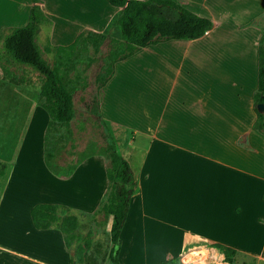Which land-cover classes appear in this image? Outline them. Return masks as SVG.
Returning <instances> with one entry per match:
<instances>
[{"label": "crops", "instance_id": "obj_1", "mask_svg": "<svg viewBox=\"0 0 264 264\" xmlns=\"http://www.w3.org/2000/svg\"><path fill=\"white\" fill-rule=\"evenodd\" d=\"M71 1L53 0L49 5L79 4L85 17L100 25L111 8L118 9L103 1L95 18L93 0ZM177 1L208 17L212 27L198 38L142 47L116 63L114 74L99 91L102 117L132 136L123 146L125 156L120 154L138 185L120 231L118 264L124 263L121 245L129 234L134 238L132 249L153 255L144 264L176 260L204 244H221L240 258L264 264V133L254 128L256 110L264 114V104L253 99L264 0ZM61 10L60 18L77 16ZM133 96L144 109L137 113L138 122L130 124L121 120L118 110ZM96 162L100 169L96 192L82 200L74 189L83 171L93 183L88 172ZM10 166L0 196V264H70L71 252L61 231L36 228L30 208L49 202L93 212L107 186L106 164L94 158L82 162L59 181L63 189L56 192L33 179L36 176ZM43 168L51 173L44 161ZM29 190L37 195L28 199ZM112 219L110 215L109 232Z\"/></svg>", "mask_w": 264, "mask_h": 264}, {"label": "rangeland", "instance_id": "obj_2", "mask_svg": "<svg viewBox=\"0 0 264 264\" xmlns=\"http://www.w3.org/2000/svg\"><path fill=\"white\" fill-rule=\"evenodd\" d=\"M103 1L107 3L106 0H93V17H98V11L102 9ZM45 2V6L43 4L40 6L49 21L40 25L36 42L50 65L57 62L56 46L68 45L80 35L76 49L68 55L64 54L59 62L63 81L71 90L73 101V117L69 124L61 126L56 132H53L54 136L59 135V141L64 147L61 149L59 162L69 161L72 163L87 154L86 160L94 158L99 161V164L104 163L108 166L110 152L120 154L121 151L125 156L127 148L123 146L127 140H132L131 135L125 133L116 124L104 119L100 112L99 91L109 70L114 69L117 63L114 62L112 53H118L121 50L120 42L122 40L116 28V19L121 8L112 10L116 8H111L107 4L106 6L111 9L108 12L105 11L107 20L104 22L101 19L103 23L100 25V21H98L99 23L90 21L85 17L87 15L83 13L86 10L79 4L62 7L55 4L49 5L50 2L53 4V0H45ZM68 2L72 1L68 0ZM31 5V0H0V33L8 27L23 26L28 20ZM61 9H64V13L76 12L77 16H71L74 20H68L69 15L67 14L60 18L57 12H62ZM84 18L87 20L86 22L83 21ZM98 25L102 28L97 29ZM92 32L100 33L101 37H95ZM261 42L264 47V34ZM46 47H50L51 50L47 51ZM10 67L17 74L23 75L25 79L21 84L5 79L0 66V196L4 189V177L8 169L10 171L11 163L14 171L36 176L33 179H37L38 183H45L52 189V192L59 191L62 188L59 184L62 178L53 176L43 168V136L49 116L41 106V75L23 65L12 64ZM127 90L129 92L130 87H127ZM130 98L121 103L118 111L122 121L127 120L130 124H134L139 120L137 113L144 108L139 107L135 96ZM129 123L126 122V126L131 127V125H127ZM66 151H72V154H68ZM21 164L22 166H20ZM88 173L93 176V183L91 184L87 180L86 172L83 171L77 187L74 189L76 195L82 200L90 199L96 192L100 176L97 162L89 169ZM26 184L29 187L34 186L32 181H27ZM109 192L110 187L107 182L106 188L100 192L96 207L91 213L75 208H69L66 211V213H72L77 217L78 232L81 235L89 233L91 236L92 245L91 252L86 258L87 264H118L112 262L109 256L112 244L110 232L106 227L111 214H108L104 208L109 202ZM36 195L35 190H29L26 193L28 199ZM129 232L125 231V234ZM133 240L134 238L129 234L127 240L122 241L121 261L124 262L123 264H144L153 255H150V252L144 253L132 249ZM213 247L224 253L215 245L204 244L196 248L197 254L189 257L195 259L201 257L202 262L207 264L209 260L204 261L207 257L203 258L200 250H204L206 255V253L212 252ZM217 253L219 255L216 259L221 260L222 255ZM179 257L174 262H177ZM183 258L185 259V257ZM229 260L236 264H260L240 258L234 253Z\"/></svg>", "mask_w": 264, "mask_h": 264}, {"label": "trees", "instance_id": "obj_3", "mask_svg": "<svg viewBox=\"0 0 264 264\" xmlns=\"http://www.w3.org/2000/svg\"><path fill=\"white\" fill-rule=\"evenodd\" d=\"M29 16L23 26L8 27L0 33V66L3 77L13 83L24 82L23 75L17 74L10 67L12 64L30 67L41 75V106L47 112L49 120L43 136V161L47 169L56 177L67 178L88 158L82 155L76 161L59 162L61 145L59 135L54 136L59 127L67 126L73 117L72 92L63 81L59 67L60 58L72 53L80 35L68 45L55 48L57 62L50 65L36 42L42 23L49 21L39 4L31 0ZM113 6L121 8L116 19V28L121 37V50L112 53L114 62L134 55L142 47L169 39H194L205 34L212 21L185 7L177 0H107ZM101 37L100 33H94ZM50 51V47L45 48ZM59 55V56H58ZM115 68L108 72L106 82L114 74ZM103 84V85H104ZM254 103L264 104V47L259 44L258 87L253 96ZM254 128L264 133V114L256 110ZM72 154V151H66ZM110 164L105 173L109 183V202L105 205L108 214L113 216L110 229V259L118 263L120 249V231L124 224L130 197L137 192L138 185L129 162L116 152H110ZM264 198V192L262 194ZM69 207L59 203L37 202L30 208L33 225L38 229L57 228L61 231L66 247L70 250V264H87L86 258L92 240L89 233L78 232L77 217L66 213ZM226 254L228 259L234 250L221 244L215 245ZM215 258L216 249H211Z\"/></svg>", "mask_w": 264, "mask_h": 264}, {"label": "built area", "instance_id": "obj_4", "mask_svg": "<svg viewBox=\"0 0 264 264\" xmlns=\"http://www.w3.org/2000/svg\"><path fill=\"white\" fill-rule=\"evenodd\" d=\"M192 252L194 254H197L198 251L196 248H194L193 250L188 251L187 253L181 255L177 262L176 261L174 262V260H171V261H165V262L158 263V264H204L202 262L203 259H201V257H198V259H195L194 257L193 258L189 257L190 255H194ZM204 252H205L204 250H200V253L203 254V258L207 257L206 260H204V261L209 260V262H207V264H236L234 262H231V260L227 259V257L223 253H221L220 251H217V252H219L222 255L221 260L216 259L214 253H212V252L211 253L208 252V253H206V255ZM217 252H216V254H218ZM183 257H185V259Z\"/></svg>", "mask_w": 264, "mask_h": 264}]
</instances>
